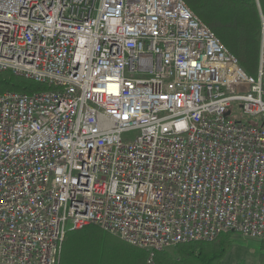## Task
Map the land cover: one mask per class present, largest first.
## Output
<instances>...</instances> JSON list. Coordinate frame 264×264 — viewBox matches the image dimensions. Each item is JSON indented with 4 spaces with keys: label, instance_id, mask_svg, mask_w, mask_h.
<instances>
[{
    "label": "built area",
    "instance_id": "1",
    "mask_svg": "<svg viewBox=\"0 0 264 264\" xmlns=\"http://www.w3.org/2000/svg\"><path fill=\"white\" fill-rule=\"evenodd\" d=\"M6 72L49 89L0 94V264L264 241V35L252 76L183 0H0Z\"/></svg>",
    "mask_w": 264,
    "mask_h": 264
},
{
    "label": "trees",
    "instance_id": "2",
    "mask_svg": "<svg viewBox=\"0 0 264 264\" xmlns=\"http://www.w3.org/2000/svg\"><path fill=\"white\" fill-rule=\"evenodd\" d=\"M233 53L243 70L257 74L261 37L264 34V0H183ZM49 87L0 74V94L33 93ZM233 234L210 242L180 244L174 250L156 253L158 264H222L233 245ZM260 261L264 264V241ZM148 253L132 247L95 225L66 234L60 264H145Z\"/></svg>",
    "mask_w": 264,
    "mask_h": 264
},
{
    "label": "rangeland",
    "instance_id": "3",
    "mask_svg": "<svg viewBox=\"0 0 264 264\" xmlns=\"http://www.w3.org/2000/svg\"><path fill=\"white\" fill-rule=\"evenodd\" d=\"M238 106L239 104H236L234 106V117H239L241 115V109ZM139 134H140L139 131H135V130L130 131L124 134V138L129 139V140H134L136 137L139 136ZM232 241H233L232 249L229 251L227 256L224 258L222 264H262L260 261V253H261L260 242L255 241V240L243 239L237 236H233ZM177 246L167 247L163 250L167 249L169 251H172ZM61 256H62V253H61ZM61 256H60V260H61Z\"/></svg>",
    "mask_w": 264,
    "mask_h": 264
}]
</instances>
